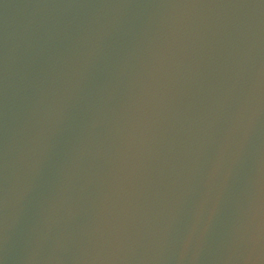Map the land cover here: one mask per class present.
Wrapping results in <instances>:
<instances>
[{
    "label": "water",
    "instance_id": "1",
    "mask_svg": "<svg viewBox=\"0 0 264 264\" xmlns=\"http://www.w3.org/2000/svg\"><path fill=\"white\" fill-rule=\"evenodd\" d=\"M0 264H264V0H0Z\"/></svg>",
    "mask_w": 264,
    "mask_h": 264
}]
</instances>
